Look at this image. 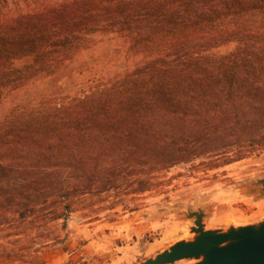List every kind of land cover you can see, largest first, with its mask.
<instances>
[{
  "label": "trees",
  "instance_id": "trees-1",
  "mask_svg": "<svg viewBox=\"0 0 264 264\" xmlns=\"http://www.w3.org/2000/svg\"><path fill=\"white\" fill-rule=\"evenodd\" d=\"M34 1L0 0V261L45 264L20 239L178 164L264 152V0Z\"/></svg>",
  "mask_w": 264,
  "mask_h": 264
},
{
  "label": "rangeland",
  "instance_id": "rangeland-1",
  "mask_svg": "<svg viewBox=\"0 0 264 264\" xmlns=\"http://www.w3.org/2000/svg\"><path fill=\"white\" fill-rule=\"evenodd\" d=\"M9 15L37 8L34 0H8ZM4 13V11H3ZM233 45L221 48L230 52ZM51 84L43 83L45 89ZM29 94L21 95L27 97ZM264 152L231 164L206 170L200 160L178 164L162 173L164 184L141 196H126L113 211L72 213L63 221L50 222L38 240L22 238L17 246L40 250L45 264H137L188 236L193 223L186 205L205 210L207 228H226L264 219V194L254 185L264 174ZM102 210V211H101ZM37 233V232H36ZM57 236V242H44ZM0 264H26L0 261ZM176 264H190L181 261Z\"/></svg>",
  "mask_w": 264,
  "mask_h": 264
},
{
  "label": "water",
  "instance_id": "water-1",
  "mask_svg": "<svg viewBox=\"0 0 264 264\" xmlns=\"http://www.w3.org/2000/svg\"><path fill=\"white\" fill-rule=\"evenodd\" d=\"M264 168V166H263ZM254 185L264 194V174ZM186 217L193 223L188 236L137 264H264V219L226 228H207L205 210L186 205Z\"/></svg>",
  "mask_w": 264,
  "mask_h": 264
}]
</instances>
